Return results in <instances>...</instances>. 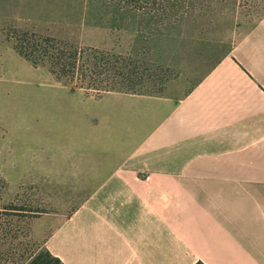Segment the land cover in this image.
<instances>
[{
    "label": "crops",
    "instance_id": "0c3cea01",
    "mask_svg": "<svg viewBox=\"0 0 264 264\" xmlns=\"http://www.w3.org/2000/svg\"><path fill=\"white\" fill-rule=\"evenodd\" d=\"M56 86L44 141L80 151L66 177L98 180L45 249L64 264H264V12L181 94Z\"/></svg>",
    "mask_w": 264,
    "mask_h": 264
},
{
    "label": "rangeland",
    "instance_id": "374dc122",
    "mask_svg": "<svg viewBox=\"0 0 264 264\" xmlns=\"http://www.w3.org/2000/svg\"><path fill=\"white\" fill-rule=\"evenodd\" d=\"M146 2L154 9L107 0H0V205L40 211L25 230L26 252L44 249L47 236L98 179L66 177L64 158L80 151L61 146L62 141H44L53 137L45 120L47 95L61 83L47 66H33L18 55L14 33L33 31L128 56L134 69L146 70L134 93L181 94L264 12V0ZM192 57L201 62L188 65Z\"/></svg>",
    "mask_w": 264,
    "mask_h": 264
},
{
    "label": "trees",
    "instance_id": "16d2710c",
    "mask_svg": "<svg viewBox=\"0 0 264 264\" xmlns=\"http://www.w3.org/2000/svg\"><path fill=\"white\" fill-rule=\"evenodd\" d=\"M107 1L122 2L133 9H154L148 7L147 2L143 4L145 0ZM12 39L18 55L33 66H47L54 80L62 85L100 92L131 93L143 86L146 70L141 66L134 69L128 56L94 48H79L33 31H16ZM38 212L17 208L11 202L0 205V264H64L45 248L26 252L29 239L25 230L29 227L32 214ZM195 264L204 263L197 261Z\"/></svg>",
    "mask_w": 264,
    "mask_h": 264
}]
</instances>
